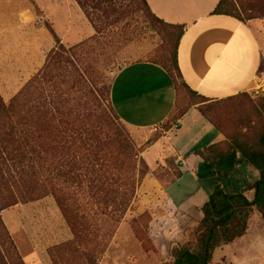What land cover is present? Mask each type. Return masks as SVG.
I'll return each instance as SVG.
<instances>
[{
    "label": "rangeland",
    "instance_id": "obj_1",
    "mask_svg": "<svg viewBox=\"0 0 264 264\" xmlns=\"http://www.w3.org/2000/svg\"><path fill=\"white\" fill-rule=\"evenodd\" d=\"M84 4L95 35L57 45L41 18L39 59L24 61V72H16L14 61L0 62V98L11 107L0 118V264H162L173 244L192 237L218 171L199 164L193 173L191 161L178 178L179 169L168 159L166 167L143 177L147 141L138 146L109 101L113 77L125 65L151 62L170 71L177 108L199 107L228 137L220 145L223 152L235 136L255 145L264 130V60L248 92L211 103L176 77L180 30L155 18L143 0ZM218 13L258 21L264 50V0H221ZM31 44L24 38L23 48ZM146 76L161 89L149 119L157 125L175 102L174 84L162 71ZM176 120L155 126L148 141L175 127ZM200 121L194 111L179 122L185 141H191L186 132L200 135ZM244 165L251 184L257 172ZM124 193L130 198L125 208ZM245 195L252 199L253 193ZM155 246L164 258L147 263ZM213 264H264V222L256 212L246 235L218 248Z\"/></svg>",
    "mask_w": 264,
    "mask_h": 264
},
{
    "label": "crops",
    "instance_id": "obj_2",
    "mask_svg": "<svg viewBox=\"0 0 264 264\" xmlns=\"http://www.w3.org/2000/svg\"><path fill=\"white\" fill-rule=\"evenodd\" d=\"M143 1L150 13L164 24L182 27L176 48L177 69L183 85L190 92L215 102L237 97L253 87L264 60L263 45L256 31L258 21L243 22L229 15L215 14L221 0ZM41 18L60 45L77 44L95 35L75 0H0V62L14 61L16 72H24V61H30L35 55L39 59ZM24 38L32 41L30 47L23 48ZM45 41L48 47L52 46L50 39ZM154 71L168 74L163 67L151 62H133L119 69L111 82L110 104L119 121L135 136L138 146L148 141L150 130L155 126L176 118V126L164 131L149 145L142 158L150 173L155 167H166L168 159L175 163L181 175L183 168L192 161L191 171L195 173L196 167L202 164L196 152L224 142L225 137L201 115L196 105L184 108L182 104V108H177L178 92L169 74L174 84L170 85L176 94L175 102L157 125L149 122L153 108L161 102V89L154 87L150 76H146ZM194 111L203 119V122H197L200 135L194 131L186 132L191 141H185L179 122ZM173 130H178L177 134L184 140L179 135L170 137ZM155 250V257L146 256L147 263L164 258L162 249L155 246ZM169 259L168 256L162 264Z\"/></svg>",
    "mask_w": 264,
    "mask_h": 264
},
{
    "label": "trees",
    "instance_id": "obj_3",
    "mask_svg": "<svg viewBox=\"0 0 264 264\" xmlns=\"http://www.w3.org/2000/svg\"><path fill=\"white\" fill-rule=\"evenodd\" d=\"M75 1L84 12V0ZM219 6L220 3L214 13L224 15L218 13ZM85 16L90 20L88 15L85 14ZM90 22L95 32H97L92 21ZM172 27L180 30L176 42L177 48L178 41L182 35V27ZM47 28L57 45H60L51 28L49 26ZM176 48L174 70L176 77L181 80L177 69ZM168 74L173 78L174 75L170 71H168ZM10 110L11 107H6L0 98V118L3 114H8ZM199 112L223 134L219 127L214 125L201 111ZM1 131L2 124L0 123V144L2 145ZM157 139L158 137L152 141H147L146 146L148 147ZM226 139L228 140V137H225V141ZM222 143L211 145L202 151L196 152V155L202 159V166L217 170L219 175L215 179L212 193L200 208L201 219L193 230L192 237L183 244H175L169 251V261L163 264H211L213 255L218 248L233 244L246 235L250 219L255 212L259 215L261 221L264 222V130L258 136L255 145H250L244 139L235 136L230 140L229 149L223 152L220 150ZM223 162H228V165L225 168H219ZM142 164L145 167L143 170L144 177L149 171L147 165ZM244 164L252 167L257 172V176L251 184H248L250 174H248L247 169H244ZM180 176L181 174L179 173L177 177ZM247 191L253 193L252 199L246 197L245 193ZM125 194L122 195V199L125 197L124 204L123 201L118 204L114 203L115 208L121 207L122 204L124 208L127 206L130 198Z\"/></svg>",
    "mask_w": 264,
    "mask_h": 264
}]
</instances>
